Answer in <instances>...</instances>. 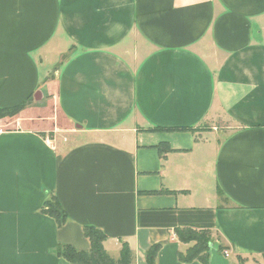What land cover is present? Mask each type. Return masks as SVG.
<instances>
[{
	"label": "crops",
	"instance_id": "0c3cea01",
	"mask_svg": "<svg viewBox=\"0 0 264 264\" xmlns=\"http://www.w3.org/2000/svg\"><path fill=\"white\" fill-rule=\"evenodd\" d=\"M38 93L66 126L23 117ZM29 99L0 120L25 121L0 133V264H71L85 226L132 264H201L183 228L263 264L264 0H0V109Z\"/></svg>",
	"mask_w": 264,
	"mask_h": 264
},
{
	"label": "trees",
	"instance_id": "16d2710c",
	"mask_svg": "<svg viewBox=\"0 0 264 264\" xmlns=\"http://www.w3.org/2000/svg\"><path fill=\"white\" fill-rule=\"evenodd\" d=\"M32 100H26L16 106L0 109V120L4 118H12L17 116L21 111L27 107ZM1 124V123H0ZM185 131H192L193 129H183ZM5 131V130H3ZM151 131H171L168 129L153 128ZM182 131V130H180ZM160 155L165 151L160 146L157 147ZM168 150V149H167ZM45 213L52 217L58 226H62L67 220L65 214L61 211L59 205L53 200H49L45 204ZM178 240L185 244L194 243L186 250L185 254L179 256V260L183 263H190L198 261L201 264H209V248L211 243L210 232L208 230H192L189 228L176 229L175 231ZM83 235L90 243L88 251H77L69 245L57 247L55 255L63 258L71 264H132L133 255L127 244H121L119 256L117 259L111 258L103 248V242L106 236L92 226H85L83 228ZM216 248V247H215ZM159 245L150 247L146 252V264H156V257L159 251ZM219 254H223L224 247L216 248Z\"/></svg>",
	"mask_w": 264,
	"mask_h": 264
},
{
	"label": "rangeland",
	"instance_id": "374dc122",
	"mask_svg": "<svg viewBox=\"0 0 264 264\" xmlns=\"http://www.w3.org/2000/svg\"><path fill=\"white\" fill-rule=\"evenodd\" d=\"M31 104V103H30ZM29 104V105H30ZM36 107H42V112H39V113H36L35 111L31 110V111H26L24 112L23 114V117L28 121V119L34 117V118H41L39 121L40 123H42L43 120H46L47 124H49V126H52V127H64L66 126L67 124L62 120V118L54 111V109L52 110V107L51 106H48L46 104H44L42 101L40 103H36ZM28 105V106H29ZM35 104L32 103L31 106L33 107ZM46 105V106H45ZM27 106V107H28ZM25 107V109L27 108ZM35 107V108H36ZM32 109V108H30ZM33 111V112H32ZM38 112V111H37ZM33 118V119H34ZM23 121L20 120V121H16L15 123L13 122V120L11 121H5V122H0V128L2 130H7V129H11L15 126V124H19V123H22ZM25 123V121L23 122ZM194 243H191L190 245L192 246ZM264 264V262H263Z\"/></svg>",
	"mask_w": 264,
	"mask_h": 264
},
{
	"label": "water",
	"instance_id": "95a60500",
	"mask_svg": "<svg viewBox=\"0 0 264 264\" xmlns=\"http://www.w3.org/2000/svg\"><path fill=\"white\" fill-rule=\"evenodd\" d=\"M39 96H34L33 99L36 102H40L42 95L40 93H38ZM209 248V264H230L228 259H226L225 257H223L221 254H219V252L217 251V249L213 246V244H209L208 245Z\"/></svg>",
	"mask_w": 264,
	"mask_h": 264
},
{
	"label": "built area",
	"instance_id": "2783aa9c",
	"mask_svg": "<svg viewBox=\"0 0 264 264\" xmlns=\"http://www.w3.org/2000/svg\"><path fill=\"white\" fill-rule=\"evenodd\" d=\"M3 130L0 128V133L2 132ZM228 255L229 253L227 251H223V254L222 256L225 257L226 259L228 258Z\"/></svg>",
	"mask_w": 264,
	"mask_h": 264
}]
</instances>
